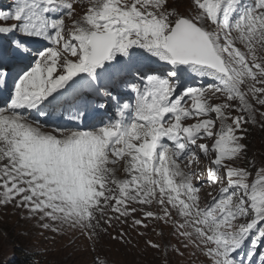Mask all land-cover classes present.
I'll use <instances>...</instances> for the list:
<instances>
[{
  "label": "snow or ice",
  "instance_id": "snow-or-ice-1",
  "mask_svg": "<svg viewBox=\"0 0 264 264\" xmlns=\"http://www.w3.org/2000/svg\"><path fill=\"white\" fill-rule=\"evenodd\" d=\"M257 130L264 0L0 8V209L78 264H264Z\"/></svg>",
  "mask_w": 264,
  "mask_h": 264
},
{
  "label": "rangeland",
  "instance_id": "rangeland-1",
  "mask_svg": "<svg viewBox=\"0 0 264 264\" xmlns=\"http://www.w3.org/2000/svg\"><path fill=\"white\" fill-rule=\"evenodd\" d=\"M10 5L11 0H0V8ZM258 131H254L250 137V145L252 151L259 156L264 152V149H260L264 145V139L262 142L257 141ZM26 228L29 229L27 233ZM37 233L38 230L30 229L27 223L20 219L19 214L14 215L11 208L0 209V255L5 259L17 256L20 250L30 251L41 264H48V261H54L55 264H78L83 259L73 251V246H69L67 240L57 238L58 243L54 244L45 240V237L53 234L45 232L41 236ZM140 243L143 244V240ZM45 247L49 249L46 258L37 254V249L43 250ZM105 251L109 264H144L145 260H152L155 255L151 250L147 256L137 255V249L126 250L123 245L114 241L106 243Z\"/></svg>",
  "mask_w": 264,
  "mask_h": 264
},
{
  "label": "trees",
  "instance_id": "trees-1",
  "mask_svg": "<svg viewBox=\"0 0 264 264\" xmlns=\"http://www.w3.org/2000/svg\"><path fill=\"white\" fill-rule=\"evenodd\" d=\"M258 135L257 141L262 142V139H264V132L258 131ZM260 149H264V145H262ZM33 259L37 260L33 253L27 250H23V252L20 250L17 256L9 259H5L0 255V264H30Z\"/></svg>",
  "mask_w": 264,
  "mask_h": 264
}]
</instances>
